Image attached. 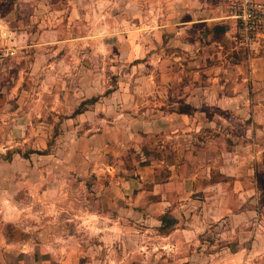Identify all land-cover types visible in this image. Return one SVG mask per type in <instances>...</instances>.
I'll use <instances>...</instances> for the list:
<instances>
[{
	"label": "rangeland",
	"instance_id": "374dc122",
	"mask_svg": "<svg viewBox=\"0 0 264 264\" xmlns=\"http://www.w3.org/2000/svg\"><path fill=\"white\" fill-rule=\"evenodd\" d=\"M168 1L151 6L150 0H97L87 21L74 25L77 35L89 37L64 41L48 51L52 64L46 61L34 77L28 74L22 95L6 101L2 114L12 116L0 115V189L11 194L0 198V209L26 223L32 233L80 244L81 251H91L93 264H116L122 257L148 252H154L153 264L166 263L155 261L165 256L155 255L163 252L155 248L158 233H138L129 214L106 213L100 186L105 177L130 176L138 163L161 155L158 145L165 136L160 130L166 124L155 116L157 109L191 115L196 104L184 102L185 96L197 92L203 99L210 77L237 73L227 68L229 56L236 53L222 50L214 56L184 45L181 29L188 22L183 19L187 9ZM222 27L218 23L212 30L228 49ZM210 62L220 65L204 70L201 64ZM20 97L25 100L17 102ZM206 103H199L206 110L203 121L212 110ZM22 113L28 115L27 133L9 137V124ZM25 177L29 181L21 182ZM36 177H45L46 187L52 177H61L60 183H50L58 187L57 195H35ZM165 220L174 223L172 217Z\"/></svg>",
	"mask_w": 264,
	"mask_h": 264
},
{
	"label": "crops",
	"instance_id": "0c3cea01",
	"mask_svg": "<svg viewBox=\"0 0 264 264\" xmlns=\"http://www.w3.org/2000/svg\"><path fill=\"white\" fill-rule=\"evenodd\" d=\"M96 1L0 0V23L12 29L18 44V53L0 63L2 118L12 116L2 114L6 101L22 95L20 90L28 74L34 77L46 61L52 64L48 51L64 41L89 37L77 35L74 25L87 21ZM231 1L167 2L187 9L183 19L188 22L181 29L184 45L188 49L202 48V53L214 56L222 50L229 55L236 53L229 56L227 68L237 73L225 79L210 77V91L203 99L197 92L185 96L184 102L196 104L191 115L157 109L155 116L164 118L166 124L160 130L165 136L158 145L161 155L153 154L150 162L138 163L130 176L105 177L98 193L107 204L106 213L115 210L124 216L129 214L135 223L131 227L138 233H158L155 248L163 252L155 255H165L155 259L158 263L264 264V27L251 47L237 40L241 35L238 25L226 16ZM149 4L157 5V0ZM218 23L223 24L228 49L214 36L212 27ZM4 41L0 39V43ZM201 65L204 70H215L220 63ZM221 66L224 69L226 62L222 61ZM204 102L211 103L212 108L207 121L202 120L206 110L199 108ZM27 116H15L9 124V137L27 133ZM190 116L195 117L194 121ZM224 117L227 123L222 126ZM79 178L87 181L90 177ZM35 181V195L52 198L58 187L51 188L50 183H60L62 178L52 177L49 188L45 177H36ZM9 192L0 189V198L10 197ZM6 210L0 209V264L96 263L91 251H81L80 244L32 233L23 221L7 217ZM166 217H172L174 223L166 224ZM153 255L125 256L128 261L122 257L116 264H153Z\"/></svg>",
	"mask_w": 264,
	"mask_h": 264
},
{
	"label": "built area",
	"instance_id": "2783aa9c",
	"mask_svg": "<svg viewBox=\"0 0 264 264\" xmlns=\"http://www.w3.org/2000/svg\"><path fill=\"white\" fill-rule=\"evenodd\" d=\"M238 25L240 40L246 47L257 42L258 33L264 27V3L258 0H232L226 15ZM0 61L11 59L18 53L15 34L8 25L0 23Z\"/></svg>",
	"mask_w": 264,
	"mask_h": 264
}]
</instances>
